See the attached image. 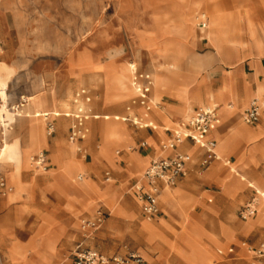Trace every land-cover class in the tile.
<instances>
[{
    "label": "rangeland",
    "instance_id": "obj_1",
    "mask_svg": "<svg viewBox=\"0 0 264 264\" xmlns=\"http://www.w3.org/2000/svg\"><path fill=\"white\" fill-rule=\"evenodd\" d=\"M207 2H216L220 6H206ZM183 4L193 6L191 24L186 21ZM215 6L219 8L223 21L218 30L210 22ZM0 13L7 14L16 23V32L8 37L10 44L7 47L15 50L18 65L9 68L0 63V79L6 95L29 96L25 97L27 105L21 109L20 118L5 132L0 148L5 142L13 141L8 132L13 127V134L21 137L24 151L32 157L42 153L46 165L42 169L32 162L33 167L22 172L28 158L23 160L22 157L16 166V160L9 161L0 156V170L11 187L10 192L0 197V264H72V250L75 243L81 241L84 246L107 257L137 254L144 264H182L175 252L182 250L189 257L193 242L208 250V258L202 264H264V258H258L249 249V246L254 248L264 243V221L255 225L250 223L264 213V202L253 188L247 187L250 185L259 192L264 191V147L257 150L260 146L256 144L240 146L238 142L242 139L253 143L259 133L248 128H245V135L237 129L225 137L218 131L211 133L218 141L216 152L233 165L236 173H245L240 174L243 181L227 174L228 167L222 166V159L201 168L202 151L189 143V146L196 147V152L190 156L186 154L187 175L177 179L174 186L181 188L185 202L172 207L160 204L163 216L153 222L160 224L149 223L154 227L162 224L167 237L162 230L161 234L170 245L168 249L160 245L159 240L152 241L138 234L146 222L140 217L129 186L134 178L142 176L148 163L137 172L131 170V163L122 158L124 153L140 151L138 141L151 131L111 117L125 116L126 106L133 111L128 113L131 119L137 111L129 101L133 88L127 64L133 63L138 70H153L155 83L151 95L155 99L169 90L176 92L174 95L190 106L183 95L194 92L197 80L208 69L197 64L195 59L204 60L209 54L213 62L218 61L207 42L216 49L220 59L233 50L248 58L260 54L264 62V0H0ZM182 21L181 31L173 30L172 24ZM233 27H236L235 31ZM200 28H203L201 33ZM236 36L241 39V48L238 52L232 48L227 50ZM203 38L207 42L201 40ZM187 39L189 58L180 59L175 52L168 50L172 41ZM141 40H151L145 43L151 56L138 45ZM0 41L3 43L1 37ZM137 49L143 52L139 57L134 56ZM156 56L160 57L161 64L155 61ZM73 71L78 76L72 75ZM259 85L264 86L263 83L257 84L255 95L264 115V92H257ZM81 87L90 90L94 113L109 115L110 119H89L86 122L89 132L79 144L82 151L77 152L76 146L67 141L68 119L58 117L55 122L63 131L55 127V132L47 136L45 119L40 116L59 114L71 108L72 96ZM65 94L69 96L64 98ZM34 95H44V98ZM49 95L48 100L46 96ZM120 95H128V98L120 99ZM118 99L117 103L106 105ZM49 101L51 106H47ZM212 103L214 106L218 104L215 99ZM183 118L181 121H186V116ZM61 119L65 121L66 129ZM154 121L157 124L153 131L159 152L157 159L161 156V142L168 143L163 130L167 124ZM175 121L168 126L169 129L176 127L180 119ZM31 123L37 126L24 143L26 127ZM238 123L255 126L244 123L241 115ZM127 138H132L130 146L121 145ZM263 142L264 133L258 144ZM218 167L220 173L224 172L226 192L234 186L244 187L227 197L216 177L206 178L212 168L216 170ZM105 171L111 175L109 182L104 181ZM258 172L261 178L256 176ZM79 175H83L82 180H77ZM84 181L89 186L82 187ZM169 190L179 192L177 188ZM204 190L212 192L203 197ZM253 198L258 204V214L241 219L238 212ZM85 204L93 205L92 210H84ZM128 208L133 209V217ZM98 210L104 213L103 222L90 236L84 235L80 221L91 220ZM123 264L137 263L129 259Z\"/></svg>",
    "mask_w": 264,
    "mask_h": 264
},
{
    "label": "crops",
    "instance_id": "obj_2",
    "mask_svg": "<svg viewBox=\"0 0 264 264\" xmlns=\"http://www.w3.org/2000/svg\"><path fill=\"white\" fill-rule=\"evenodd\" d=\"M213 4L219 5V3H216V2H211V3L207 2L206 6H211ZM183 6H184V15L186 16L187 20L191 24L193 22V19H192V17H193V6L188 7L185 4H183ZM194 24H195V22H194ZM194 24H193V27H194ZM15 28H16L15 21L11 20L7 14L0 13V37L3 39V43H1V53H0L1 60H0V63H4L9 68H12V67L16 68L18 66L16 64V52H15V50L13 48L11 49L10 47L9 48L7 47L10 44V40H8V37L14 36V33L16 32L14 30ZM202 29L203 28H200V33H201ZM235 29H236V27H233L234 31H235ZM201 40H206V39L203 38ZM233 40L235 42L228 44L227 50L229 48H232L235 50L237 49V52H238L239 51L238 48H241V46H242L241 39H238L236 36ZM146 42L149 43V42H151V40H141L138 45L141 47L143 52H147L151 56L149 48L145 47ZM206 42H207V40H206ZM171 43H172L171 44L172 47H169L168 50H172L173 52H175L180 59L187 57V51H188V47H189L188 46L189 45L188 39L185 41L176 40V41H172ZM207 44L213 50L218 61L213 62L212 57H210L209 54L206 55V58L204 60H199V58L195 59L197 64L203 65V67L208 68V69L206 70V73L204 75H202L197 80V85H196V89L194 90V92L190 95H187L185 92V95H183L185 97V100L189 103L190 106H188L184 101L179 100V98L176 95H174V93L170 92L169 90H165L162 93V95H160L159 98L155 99L153 97V95H151V91L153 90L154 83H155V77H154L153 70L151 71L149 69L148 70H140L139 69V71L144 72V73H148L152 77V87H151V91H150V95H151L150 96V102L152 105L151 110L145 116L142 108H140L138 105L131 104L132 99H134V97L136 95L134 90H133V95L129 100L130 104L133 107H135V109H137L133 118L131 119L130 114H128L130 111L133 112L132 109L130 110V106L125 107V113H126L125 116H120V115L111 116L112 119L115 121L120 120L122 122H126V121L132 122V121H136V120L139 121L140 120V121H146L145 123H151L152 126H154V128H153V127H139V125H138L139 128L147 129L151 132L143 134L141 140L138 141L137 149L140 151L123 154L122 158L124 159V161H129L131 163V167H132L131 170L140 172V170L142 168L143 169L145 168L147 163L149 166L151 161L153 159H156L155 157L158 156L159 152L157 150V138L153 134V131H155L157 128V124L154 123L155 122L154 120H156L157 122H159L162 125L167 124V125H165L163 130H164V133L167 137L166 142H169L171 140V137H172L171 132L174 129H176L177 127H179L181 124L186 123L187 120L189 119V117L194 113V111L198 108H201L200 105H203V107L214 106L211 99H209V96L207 95L208 92H211L214 94L212 96L214 97V99L218 103L217 106H215V107H217V112L219 113V117H220V119H222V123H219V125L217 126V128L214 131H216V132L218 131L220 135L225 137L226 135L230 134L232 132V130H234V129H237L240 132V134L245 135L246 134L245 128H248V129L252 130L253 132L259 133V137L253 143H249V142L247 143L245 140L240 139V140H238L240 146L243 144H246L247 146H251L252 144L253 145L256 144V145L260 146V148L257 150H260L264 147V142L262 144H258L259 139H261V135L264 133V115L261 114V110L259 111V115L255 119V121L248 124V125H255V126L248 127L246 125L238 123V118L240 115L242 116V114L244 112L243 109L245 108V106L248 105L249 102L254 98H257L259 100V98L256 97V95H255V91L257 88V84H260V83L264 84V62L262 61V57H260V54H259L256 57L248 58L247 56L240 55L239 53L236 54L232 50V52L227 51L228 52L227 55L220 59V57L217 55L216 49L213 46H211L208 42H207ZM5 47H7V48H5ZM12 51L15 53L11 54ZM154 53L155 52H153V54ZM187 58H189V57H187ZM71 74L74 75L75 77L78 76L76 74V72H74V71L71 72ZM130 80H131V74H130ZM199 80H201V82L198 84ZM175 85H176V83H175ZM176 86L180 89H183V87L179 86L178 84ZM81 89H85L86 94L90 97V101L88 103H85L83 100L78 101L77 103L74 102L75 94L77 92H79ZM197 92H200L201 95H195ZM34 96L35 97L39 96V98H44V95H34ZM68 96L69 95L65 94L64 98H66ZM110 96H112V95H110ZM120 96H121L120 99L128 98V95H120ZM20 97L28 98L29 96H26L23 94H21V95H7V104L11 105V104L19 102ZM46 98L49 100L50 95L46 96ZM91 99H92V94H91L90 90H88L85 87H81L78 90H76L72 96V100H71L72 107L71 108H68L65 111H61L59 114H52V113L48 114V118L50 116H52V118L49 120H51L53 122L54 127H56L59 131H63V130H60L58 128V122L57 121L55 122V120L58 117H61L63 119H68L70 121L69 125L67 127V141L69 144L76 146L77 152L82 151V147H80L79 144L85 139L86 136L83 139H77L76 141L71 142L68 140V135H69L70 127L74 121L72 115L78 111L80 104L83 107L82 109H83L84 113H86L88 115V119L84 123L85 127L87 129V134L89 132V129L87 127L86 122L89 119H98L100 117H102L104 120L110 119L109 115L100 116L99 114L94 113V111L91 107ZM120 99L112 100V101L106 103V105L115 104ZM26 102L27 101L25 100L23 107H25L27 105ZM227 105H230V107H227ZM47 106H51L50 101L48 102ZM127 107H129V109H127ZM260 107H261V104H260ZM40 109H42V108H40ZM20 116H21V113L16 115L15 121L17 118H20ZM184 116H186V118H187L186 121H181L182 119H184L183 118ZM115 117H118V118L116 119ZM177 119H180L179 123H177V126L174 127L173 129H169L168 126L171 124H175V122H176L175 120H177ZM132 124L135 125L133 122H132ZM36 126H37L36 124L34 125L31 123L30 125H28L26 127V134H25V137L23 140L24 143L29 140L30 131L32 132ZM230 126H233V128L231 130L229 129ZM65 129H66V127H65ZM13 131H14L13 127L10 128L8 131L9 134L12 136V139H13V141L10 143L15 142L18 144L19 148L21 149V156L23 157V160L32 156V154L26 153L24 151V145L23 144L21 145V137H17V135L13 134ZM227 131H230V132L227 133ZM210 137L213 138L214 141L216 142L214 152L219 158L218 159H212V160L208 161L207 163H204L205 151L203 149L199 148V146H197L195 144L202 151L200 163H199L201 168H207L212 162H219L222 159V160H224L222 163V166L228 167L227 168V174L235 175L236 177L240 178L243 181V178L240 176V174L245 175V173L238 174L234 171L233 165L230 164L229 161L224 159V157L222 155H219L216 152V147L218 144L217 139L215 137H213V135H210ZM130 140H132V138H127L124 141V143L121 145H125V146L129 145L130 146ZM189 143H193V142L185 139L181 143L174 146L173 148H164L163 145H165V144L161 142V144H160L161 156H159L157 159H159V158H171L172 156H174L175 153H181L185 156L187 154L188 156H190L189 154H193L196 152V147L195 146H189ZM183 150L185 151V153L182 152ZM257 150H254V151H257ZM95 153H96V150H95ZM251 153H249V154L251 155ZM51 157H52V154H51ZM52 159L54 160L53 157H52ZM186 159H187V157H186ZM186 163H185L184 173L178 179L184 178L187 175L188 169H187ZM114 166H115V163H114ZM32 167L33 166L29 162L28 163L26 162V164L24 163V165L22 167V169H23L22 172L25 170L27 171ZM110 176H111L110 173L108 171H105L103 174L104 181L109 182L111 180ZM256 176L260 177V173L258 172ZM211 177H214V178L216 177V179H218L220 181L221 186H222L223 191H224V194L227 197L233 195L234 193H238V191L244 187V186H241V187L234 186L231 189H229L228 192H226L225 181H224V172L220 173L219 167L216 168V170H214L212 168L210 170V172L206 174V178H211ZM220 177H222V178H220ZM82 179H83V175H82ZM34 182L36 183V180H34ZM158 184L161 187V192H160V195L158 197V213L155 217H153L151 219H147L144 217V215L142 213V204L137 198V191L135 188L136 185L145 186V183L143 181H141V177L134 178L132 183L129 186V190L131 191V194L133 195V198L136 201V205L138 206V209L140 212V217L146 223L153 224V222H158L159 217L163 216L162 212L160 211L159 205L165 204L164 198L166 197V194L169 193V191H170L169 188L173 187V188H177L179 190V193L177 196L178 200H175V202H173L169 205L165 204L166 206L172 207V206H175V204H180V203L184 204V202H185L183 200L182 195H181V188L180 187H174L175 183L173 185H168V186L165 185L164 182H158ZM247 187H251V188H253V190L255 189L253 186H250V185ZM209 192H212V191L204 190L202 196L203 197L208 196ZM1 204L2 203L0 202V206H1ZM257 206H258V204H257ZM92 207H93V205L92 206H87V204L83 205L84 210H87V211H91ZM239 212H238V214H239ZM257 214H258V210L253 215V217ZM253 217L251 216L250 218H253ZM262 221H264V218L256 219V221H254L251 225H253V224L255 225L256 223L262 222ZM159 224L160 223H158L157 225H159ZM153 225H155V224H153ZM157 225H155V226H157ZM161 230H162L163 234L165 235L162 226L158 227V235H160V236L157 235L156 237L153 238L152 241L159 240L160 245H165L169 249L170 245L167 244V242L163 239L162 234H161ZM152 241H150V242H152ZM213 242L215 244L219 245L218 241L213 240ZM0 243H1V239H0ZM171 243H172V241H171ZM77 246H80L81 248L91 249L88 246H84L82 241L76 242L74 245V248L72 250V253ZM230 251H231V249H230ZM72 264H73V262H72Z\"/></svg>",
    "mask_w": 264,
    "mask_h": 264
},
{
    "label": "built area",
    "instance_id": "obj_3",
    "mask_svg": "<svg viewBox=\"0 0 264 264\" xmlns=\"http://www.w3.org/2000/svg\"><path fill=\"white\" fill-rule=\"evenodd\" d=\"M205 27V23H202ZM1 51V42H0ZM131 86L135 92V97L132 99L131 104L138 105L143 109L146 116L151 110L150 91L152 87V77L148 73L139 71L135 66L131 72ZM83 100L85 103L90 101V97L86 94L85 89H81L75 94L74 102ZM25 103V98L20 97L19 102L8 105L7 100L4 101L0 95V110L3 106L10 110L13 114L18 115L21 113V109ZM83 107L79 106L78 111L72 115L73 123L69 130L68 140L73 142L77 139H83L87 134L85 127V121L88 119V115L84 113ZM129 109V107H127ZM260 111V101L257 98L252 99L247 108L242 114V120L244 123L249 124L255 121ZM46 122V135L51 136L55 127L51 120L48 119V114L41 115ZM116 119L118 117H115ZM139 127H153L151 123L139 124L140 120L132 121ZM220 123V117L217 112V107H201L194 111L189 117L186 123L181 124L179 127L171 132V140L163 145L164 148H173L183 140L187 139L199 148L205 151L204 163L212 159H218L214 149L216 142L210 137L211 133L217 128ZM9 126L3 125L0 121V138L3 142L5 132ZM143 145V144H142ZM31 161L36 167L46 168L45 157L42 153L32 157ZM186 163V156L181 153H175L171 158H159L153 159L149 166L145 169L141 176V181L145 183L143 185H136L137 198L142 204V213L145 218L151 219L158 213V197L161 192V187L158 182H164L165 185H173L176 180L184 173ZM82 175L77 177V180H81ZM11 191L6 183L5 177L0 170V197L5 196ZM255 194L264 202V191L259 192L254 189ZM257 201L252 199L247 203L239 212L241 219L245 220L253 216L257 212ZM104 219V213L97 211L95 216L91 219H83L80 221V228L84 235L90 236L95 230H97ZM244 245V243H243ZM249 249L258 257L264 258V243L259 244L257 247H250ZM73 264H123L125 261L131 259L134 263L144 264L143 259L137 254H129L127 256L113 255L104 256L91 249L81 248L77 246L73 253Z\"/></svg>",
    "mask_w": 264,
    "mask_h": 264
},
{
    "label": "bare ground",
    "instance_id": "obj_4",
    "mask_svg": "<svg viewBox=\"0 0 264 264\" xmlns=\"http://www.w3.org/2000/svg\"><path fill=\"white\" fill-rule=\"evenodd\" d=\"M217 5V4H216ZM195 12V11H194ZM185 21V20H184ZM184 21H182V23H178V24H172L173 25V30H179L181 31L182 29V26L184 24ZM187 23L189 22L187 19H186ZM185 21V22H186ZM210 22H211V25L213 28L215 29H221V26H223V21H222V15L221 13L219 12V8L217 6H215L213 8V10L211 11V15H210ZM190 26V25H189ZM191 29V28H190ZM209 29V28H208ZM189 30V29H188ZM216 32V31H215ZM211 35V34H210ZM215 35V34H214ZM203 36V35H202ZM207 36V35H205ZM214 37V36H212ZM211 37V38H212ZM216 39V38H215ZM234 39V38H233ZM233 42H235L233 40ZM217 45V44H215ZM170 47L171 44L169 45ZM162 51V50H161ZM165 52H167L166 50H163ZM220 52V51H219ZM142 54V52L139 51V49L135 50L134 52V56L136 57H139L140 55ZM177 55V54H176ZM162 56V55H161ZM171 56V55H170ZM166 57V56H165ZM125 59V58H124ZM155 61L159 64H161V59L160 57L156 56L155 57ZM134 67V64L131 63V64H127V71L131 74L132 72V69ZM203 67V66H202ZM105 68V67H104ZM160 70V69H159ZM197 70V69H196ZM164 74V73H163ZM159 75V74H157ZM167 77V76H166ZM169 78V77H168ZM171 78V77H170ZM173 79V78H171ZM158 80V79H156ZM1 81V79H0ZM160 81V80H158ZM176 81V80H175ZM2 83V84H1ZM7 84V83H6ZM162 84V83H161ZM164 84V83H163ZM170 84V82H169ZM162 87V86H161ZM170 87V86H169ZM168 88V87H167ZM181 90V89H180ZM6 89H5V85L4 83L1 81L0 82V95L2 97V99L4 101L7 100V95H6ZM184 92V91H183ZM257 92L258 93H261V92H264V86L263 85H259L258 89H257ZM176 93V92H175ZM174 93V94H175ZM179 94V93H178ZM180 95V94H179ZM196 95H201V93H197ZM207 95L209 96V99H211V101L213 102L214 101V97L212 96L213 93L211 92H208ZM235 98V97H234ZM188 100V99H187ZM76 106V105H75ZM15 117H16V114H13L12 112H10L9 109H7L5 106H3L0 110V121L3 123V125H6V126H11L14 121H15ZM62 121V125L64 127H66V123L63 119H61ZM68 127V126H67ZM110 127V124L108 126V128ZM111 130V129H110ZM106 131V130H105ZM108 132V131H106ZM42 135V134H41ZM111 136V135H110ZM105 139V138H104ZM33 140V139H32ZM44 140V139H43ZM31 142V141H30ZM38 142V141H37ZM42 142V141H41ZM28 143V142H27ZM30 145V144H29ZM37 146V145H36ZM35 146V147H36ZM17 150V151H15ZM0 156H3L4 158H6L7 160L9 161H13V160H16V166H17V163H20L21 160H22V156H21V151H20V148L18 146L17 143H6L0 148ZM31 158L32 156H30L28 158V161L29 163L33 166V163L31 161ZM58 160V159H57ZM58 163V162H57ZM69 163V162H68ZM68 166V165H67ZM15 172V169L12 171V173L10 174V180H11V176L13 175V173ZM86 186H89L85 181L83 182L82 184V187H86ZM78 188V187H77ZM228 188V187H227ZM81 189V188H80ZM169 189H173L172 188H169ZM258 189V188H257ZM86 190V189H85ZM90 190V189H89ZM81 191V190H80ZM87 192V191H86ZM88 193V192H87ZM179 193V192H178ZM178 193L176 194L175 192H169L166 194V197L164 198V203L166 205H169L173 202H175V200H178L177 199V196H178ZM78 194V193H77ZM80 194V193H79ZM84 194V193H83ZM86 195V194H85ZM88 195V194H87ZM92 195V194H91ZM81 197V196H80ZM88 199V198H86ZM90 199V198H89ZM132 204V203H131ZM134 206V204H133ZM180 206V205H179ZM131 207V206H130ZM127 208V207H126ZM132 208V207H131ZM176 208V207H175ZM178 208V206H177ZM180 209V208H179ZM128 210V213L130 214V216L133 217V215L135 214L133 209H127ZM126 211V210H125ZM167 214V213H166ZM185 216V215H184ZM253 217V216H252ZM259 218H264V213H262L261 215H259L257 217V219ZM187 219V218H186ZM250 223L252 224L253 222L250 221ZM162 226V224L160 225ZM138 234L140 236H147L149 238H151V240H153L154 237H156L158 235V227H154L152 226L151 224L149 223H143L140 227V229L138 230ZM160 236V235H158ZM189 251H190V256L187 257L185 256L184 253H182V250H179L177 249L176 251V257L182 262V264H202V263H205L204 262V259L205 258H208V250L206 247H204L202 244L198 243V242H193L192 245H191V248H189Z\"/></svg>",
    "mask_w": 264,
    "mask_h": 264
}]
</instances>
